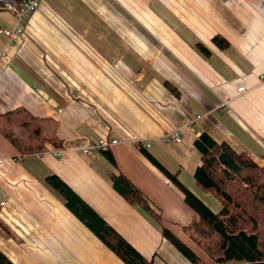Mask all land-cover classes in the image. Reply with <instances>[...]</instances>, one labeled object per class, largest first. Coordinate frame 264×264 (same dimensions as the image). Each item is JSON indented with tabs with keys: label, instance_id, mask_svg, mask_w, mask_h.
Wrapping results in <instances>:
<instances>
[{
	"label": "crops",
	"instance_id": "crops-1",
	"mask_svg": "<svg viewBox=\"0 0 264 264\" xmlns=\"http://www.w3.org/2000/svg\"><path fill=\"white\" fill-rule=\"evenodd\" d=\"M0 10V29L14 28L15 14ZM20 26L13 43L0 32V113L23 107L55 119L62 145L22 154L0 132V251L14 264H126L47 182L57 174L155 264H197L113 187L121 172L198 264H216L191 235L199 215L141 148L150 143L209 206L220 200L194 177L202 132L264 166V0H41ZM176 129L181 141L164 143ZM86 138L118 139L115 164L103 151L81 153Z\"/></svg>",
	"mask_w": 264,
	"mask_h": 264
},
{
	"label": "trees",
	"instance_id": "trees-1",
	"mask_svg": "<svg viewBox=\"0 0 264 264\" xmlns=\"http://www.w3.org/2000/svg\"><path fill=\"white\" fill-rule=\"evenodd\" d=\"M22 6L27 0H15ZM221 48L226 40L214 36ZM201 49L209 53L203 46ZM169 84V83H167ZM170 86V85H169ZM176 92L175 88L171 87ZM58 122L51 117H39L23 107L0 113V132L22 153H43L47 145H62L58 136ZM200 153V164L194 171L198 185L222 203L214 210L186 187L147 148L141 149L185 195L187 204L199 215L190 226L192 237L215 260L216 264H264V166L250 155L237 151L229 143L217 141L208 132L194 139ZM113 164L109 151H103ZM230 154L237 163L235 169L220 162V155ZM113 187L131 204L139 205L161 225L164 236L181 254L193 263H200L198 255L169 228L163 225L162 215L143 192L123 173L110 176ZM47 182L65 198L66 206L126 264H155L146 258L113 228L99 213L78 195L60 176L49 175ZM0 264H14L0 251Z\"/></svg>",
	"mask_w": 264,
	"mask_h": 264
},
{
	"label": "built area",
	"instance_id": "built-area-1",
	"mask_svg": "<svg viewBox=\"0 0 264 264\" xmlns=\"http://www.w3.org/2000/svg\"><path fill=\"white\" fill-rule=\"evenodd\" d=\"M41 0H27L22 6H19L18 3L15 0H0V7L6 8L10 11H12L16 18H17V24L14 28H1L0 32L4 33L10 40V43H13V37L17 33H21L23 28L20 26V23L26 19L28 16H30L40 5ZM247 91L246 85L242 84L238 87V92L243 93ZM227 101L220 104V107H224L227 105ZM162 140L164 143H170V142H180L181 137L179 134V130H173L171 132H167L163 135ZM118 139H107V138H101V139H95L90 140L88 138L83 139L78 149L81 153L85 155L92 154L95 150L99 151H109L114 145L118 143ZM150 143H144L145 148L150 147ZM2 162V159L0 158V163Z\"/></svg>",
	"mask_w": 264,
	"mask_h": 264
},
{
	"label": "water",
	"instance_id": "water-1",
	"mask_svg": "<svg viewBox=\"0 0 264 264\" xmlns=\"http://www.w3.org/2000/svg\"><path fill=\"white\" fill-rule=\"evenodd\" d=\"M219 159L222 164H226L231 169H235L237 167L236 161H234L233 157L228 153H223L220 155Z\"/></svg>",
	"mask_w": 264,
	"mask_h": 264
},
{
	"label": "rangeland",
	"instance_id": "rangeland-1",
	"mask_svg": "<svg viewBox=\"0 0 264 264\" xmlns=\"http://www.w3.org/2000/svg\"><path fill=\"white\" fill-rule=\"evenodd\" d=\"M6 11H4V10H0V15H2L3 13H5ZM208 195L211 197V199H212V201H219V200H217L216 199V197L215 196H213V194L212 193H208ZM210 202V201H209ZM217 203H220V202H216V203H212V202H210L209 204L211 205V207L214 209V210H219L220 209V207L222 206H219V205H217ZM193 233V232H192ZM192 235V234H191Z\"/></svg>",
	"mask_w": 264,
	"mask_h": 264
}]
</instances>
